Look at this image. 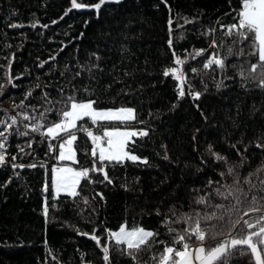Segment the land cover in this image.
I'll return each instance as SVG.
<instances>
[{
    "label": "trees",
    "instance_id": "obj_1",
    "mask_svg": "<svg viewBox=\"0 0 264 264\" xmlns=\"http://www.w3.org/2000/svg\"><path fill=\"white\" fill-rule=\"evenodd\" d=\"M77 2L91 5L98 0ZM238 7L239 0H167V6L162 0H121L118 4L106 3L99 14L92 9H72L65 16L71 0H0V84L6 86L5 94L0 95V119L21 111L31 112L30 108H14V103L19 104L27 91H32L33 96L25 104L41 105L43 92L58 100L57 89L63 87L68 95L74 85L89 90L77 92V100L98 99L100 108L135 109L137 119L143 123L133 125L149 133L133 138L134 154L146 158L147 164L125 161L123 165L109 166L106 170L113 183L82 181L84 189L75 201L66 195L53 199L50 179L56 162L54 153L48 151V143L53 141L42 142L37 133L10 136L7 159L11 161L16 155L12 163L36 167H0V264H104L95 241L79 233L91 234L96 228V234L104 237L105 228L117 230L122 223L158 229L160 238L168 240L156 209L163 214L173 206L188 211L196 195L193 190H203L210 179H218L220 168L208 157L209 144L233 160L237 159L236 149L230 145L236 144L241 151L248 145V170L256 167L264 150L249 142L264 135V89L252 82L242 87L244 82L231 67L227 75L232 79L203 69L204 59L216 51L208 47L213 36L230 46L220 25L234 23ZM170 16L174 18L172 49L168 45ZM185 18L195 23L185 24ZM36 22L37 26L31 27ZM14 23L24 27H10ZM212 28L216 29L213 35H202ZM181 35L183 39H179ZM7 44L10 49L5 48ZM18 46L22 50L15 53ZM241 47L245 53L251 51L248 42L234 47V51L239 52ZM199 49L207 51L201 57L189 58L182 67L192 90L204 94L199 100L188 95L178 99L177 82L162 73L176 66L172 51L185 58ZM96 56L100 57L98 61ZM44 61L48 63L38 67ZM241 61H246L247 67L248 62L255 63L256 59L229 57L230 64ZM93 64H99V69H94L95 79H90L87 72L72 79L80 66L87 68ZM191 68L198 69V74ZM9 72L12 77H20L13 81L19 87L8 84ZM222 79L224 86L218 90L216 84ZM43 110L38 108L36 114ZM58 119L55 113L47 114L49 124ZM79 124L89 127L91 122L86 119ZM91 128L96 132L97 126ZM78 137V143L87 139L81 133ZM241 139L243 144L237 143ZM29 141L31 148L27 147ZM20 147L24 148L23 153L19 152ZM88 147L91 148L90 141ZM201 158L207 163H202ZM77 159L81 164H57L91 167V157L78 151ZM91 175L94 180L102 179L99 174ZM46 182L48 192L43 190ZM96 193H102L104 199ZM82 197L90 203L84 204ZM45 199L47 217L43 214ZM113 255L114 264H132L127 257L115 252ZM146 257L147 253H141L139 258ZM233 264H250V259L238 257Z\"/></svg>",
    "mask_w": 264,
    "mask_h": 264
},
{
    "label": "snow or ice",
    "instance_id": "obj_2",
    "mask_svg": "<svg viewBox=\"0 0 264 264\" xmlns=\"http://www.w3.org/2000/svg\"><path fill=\"white\" fill-rule=\"evenodd\" d=\"M110 2L118 4L121 0H98L91 5L71 0V8L64 15H68L72 9H94L99 14L102 6ZM162 3L167 6V0H162ZM235 12L234 23L220 25L222 34L228 38L230 46H226L223 41L218 42L213 36L208 47L216 51L204 59L203 69H211L217 74H222L224 79H232L227 75L231 67L244 82L241 84L242 87H246L247 82H252L256 87L264 89V0H239V7L235 9ZM37 23H33L31 27L35 28ZM173 23L174 18L170 16L168 20L170 49L173 48L171 38L174 31ZM184 23L191 24L195 21L185 18ZM10 27L21 28L24 25L14 23ZM177 27L183 28L184 25H177ZM215 32L216 29L212 28L202 35H213ZM183 38V35L179 37V39ZM245 42H248L251 51L245 53L242 47L239 52L234 51V47L243 45ZM222 48L223 53L219 51ZM206 51L207 49L195 50L185 58H181L172 51L173 63L176 66L165 69L162 75L171 77L177 82L175 91L178 99H184L188 95L193 100H199L204 94L192 90V85L188 82L182 66L187 64L189 58L201 57ZM92 55L95 56V53ZM237 55L255 57L256 62H248L247 67L244 66L246 61L230 64L229 57ZM99 59L100 57L96 56V60ZM46 63L48 62H42L38 67L43 68ZM94 69H99V64H93L87 68L80 66L72 79L81 76L82 72H87L90 79H95ZM65 71L70 70L66 68ZM191 71L198 74L196 68H191ZM61 75L64 73L62 72ZM19 79L20 77H12L9 72L8 84L12 88L19 87L13 82ZM223 86V79L216 84L218 90ZM5 87L4 84H0V95L5 94ZM36 87L39 88L40 85ZM57 91L60 95L58 100L51 99L49 93L43 92L40 97L43 102L41 105L25 104V101L33 96L32 91H27L19 104L14 103V108L22 110L30 108L31 112L21 111L15 116L0 119V128L3 129L0 130V167L8 164L13 169L36 167L35 164L12 163L11 161L17 159L16 155L11 157V161L7 159L9 137L13 135L27 137L31 133H37L41 136L42 142L49 139L56 141V143H48V151L58 152L55 156L58 161L81 164V161L77 159L79 151L86 157L92 158L91 167L74 168L68 165L52 167L50 179L53 199L59 198L63 193L75 201L84 189L82 181H87L89 184L113 183L106 170L109 166L123 165L125 161L148 163L146 158L142 159L134 154L136 140L133 138L149 135L147 130L132 129L134 123H143L137 119L135 109L100 108L98 99L77 100L76 93L79 91L88 93L87 87L78 89L73 85L72 93L68 95L65 94L63 87ZM40 107L44 110L36 114ZM49 113L57 114L58 121L47 123ZM86 119L91 122L89 127L83 124L78 125V122ZM25 121L29 123H24ZM120 125L124 128L122 129ZM91 126H97L96 132L91 130ZM78 133H84L87 139L78 143ZM195 139L196 137L193 136V140ZM89 141L91 148L88 147ZM237 143L243 144V139ZM249 144L264 150V135L254 142L250 141ZM31 146V141L27 142V147L31 148ZM230 147L236 149L237 159L235 160L215 151L211 144L208 145L206 149L208 157L220 168L218 179L214 181L210 179L203 190H193L196 195L189 203L188 211H181L173 206L168 209L167 214H163L156 209L155 214L161 217L160 225L166 230L168 240L160 238L161 232L158 229H146L140 224L129 225L128 223H122L117 230L105 228L104 237L96 234V228L91 234L87 232L79 234L95 241L102 252L104 264H114L113 252L129 258L132 264H233L236 258L243 256L249 257L250 264H264V155L254 169L248 170L250 156L246 154L249 146L245 145L243 151L237 149L236 144H231ZM19 152L23 153L24 148L20 147ZM163 158L167 160L168 156L165 155ZM201 162L207 163L203 158ZM97 164L100 166L97 167ZM197 170L202 171L199 168ZM242 170L245 174H242ZM93 173L99 174L102 179L94 180L91 175ZM15 174L19 175V173ZM43 190L49 191L47 182ZM96 195L104 199L102 193H96ZM82 199L84 204L90 203L87 197ZM245 205H247L246 208ZM43 214L45 217L48 215L47 199H45ZM245 217L248 218L245 219ZM102 239L104 243L101 242ZM161 245L162 250L158 251ZM141 253H147V257L140 259Z\"/></svg>",
    "mask_w": 264,
    "mask_h": 264
},
{
    "label": "rangeland",
    "instance_id": "obj_3",
    "mask_svg": "<svg viewBox=\"0 0 264 264\" xmlns=\"http://www.w3.org/2000/svg\"><path fill=\"white\" fill-rule=\"evenodd\" d=\"M10 46H11L10 44H7V45L5 46V48L10 49V48H9ZM20 46H21V45H20ZM20 46H18V48L16 49L15 53H16V52L19 53L20 50H22V48H20ZM10 53H12V52H10ZM121 128L123 129L124 127H121ZM132 129H133V130H142V129H140V128L134 126V125H132ZM134 138H135V137H134ZM65 166H66V165H65ZM52 193H53V192H52ZM60 195H65V194L61 193Z\"/></svg>",
    "mask_w": 264,
    "mask_h": 264
},
{
    "label": "built area",
    "instance_id": "obj_4",
    "mask_svg": "<svg viewBox=\"0 0 264 264\" xmlns=\"http://www.w3.org/2000/svg\"><path fill=\"white\" fill-rule=\"evenodd\" d=\"M91 130L93 131V129L91 128ZM94 132V131H93ZM84 135V133H81ZM53 143H56V141H53ZM54 153V156L57 155L58 152H53ZM54 161L56 162V159L54 158ZM53 167H59V165L57 164V162L55 163V165ZM52 169V168H51Z\"/></svg>",
    "mask_w": 264,
    "mask_h": 264
},
{
    "label": "crops",
    "instance_id": "obj_5",
    "mask_svg": "<svg viewBox=\"0 0 264 264\" xmlns=\"http://www.w3.org/2000/svg\"><path fill=\"white\" fill-rule=\"evenodd\" d=\"M58 154V153H57ZM56 162H64V161H58L56 160ZM66 162H71V161H66ZM64 165H60L59 167H63Z\"/></svg>",
    "mask_w": 264,
    "mask_h": 264
},
{
    "label": "water",
    "instance_id": "obj_6",
    "mask_svg": "<svg viewBox=\"0 0 264 264\" xmlns=\"http://www.w3.org/2000/svg\"><path fill=\"white\" fill-rule=\"evenodd\" d=\"M94 12H96L94 9H92Z\"/></svg>",
    "mask_w": 264,
    "mask_h": 264
}]
</instances>
